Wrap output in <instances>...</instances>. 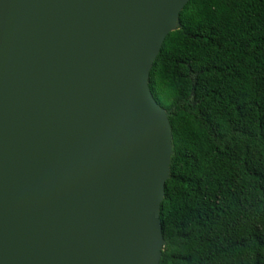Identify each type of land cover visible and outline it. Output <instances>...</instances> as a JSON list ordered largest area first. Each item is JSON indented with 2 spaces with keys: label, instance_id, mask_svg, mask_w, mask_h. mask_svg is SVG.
<instances>
[{
  "label": "water",
  "instance_id": "water-1",
  "mask_svg": "<svg viewBox=\"0 0 264 264\" xmlns=\"http://www.w3.org/2000/svg\"><path fill=\"white\" fill-rule=\"evenodd\" d=\"M186 1L0 0V264H157L147 74Z\"/></svg>",
  "mask_w": 264,
  "mask_h": 264
},
{
  "label": "trees",
  "instance_id": "trees-1",
  "mask_svg": "<svg viewBox=\"0 0 264 264\" xmlns=\"http://www.w3.org/2000/svg\"><path fill=\"white\" fill-rule=\"evenodd\" d=\"M147 87L170 128L157 264H264V0H187Z\"/></svg>",
  "mask_w": 264,
  "mask_h": 264
}]
</instances>
